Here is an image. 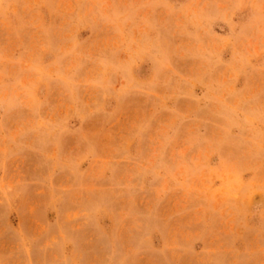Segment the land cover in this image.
<instances>
[{"label": "rangeland", "instance_id": "374dc122", "mask_svg": "<svg viewBox=\"0 0 264 264\" xmlns=\"http://www.w3.org/2000/svg\"><path fill=\"white\" fill-rule=\"evenodd\" d=\"M0 264H264V0H0Z\"/></svg>", "mask_w": 264, "mask_h": 264}]
</instances>
